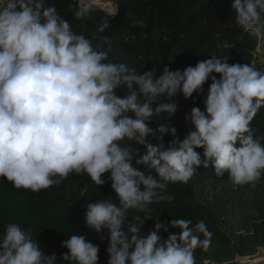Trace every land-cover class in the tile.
<instances>
[{"label":"clouds","instance_id":"1","mask_svg":"<svg viewBox=\"0 0 264 264\" xmlns=\"http://www.w3.org/2000/svg\"><path fill=\"white\" fill-rule=\"evenodd\" d=\"M43 5L0 0V177L38 192L82 173L100 187L109 173L118 204L96 200L84 214L91 231L107 232V264H196L195 250L211 244L203 220L192 225L172 219L166 227L157 218L147 234L141 226L152 218L149 205L173 199L160 194L168 183H187L200 166L208 169L211 162L217 177L228 173L237 186H254L261 178L264 136L257 137L250 122L264 107V68L211 55L183 71L164 67L158 77L155 70L140 74L110 60V48L94 44L95 36L74 31L54 6ZM230 7L236 26L264 41V0H232ZM90 8L81 3L75 17ZM209 79L204 110L193 107L185 116L191 129L182 140L173 126L149 127L154 116L175 114L178 94L199 95ZM165 134L173 137L167 147L150 142ZM132 144L143 146L144 154ZM129 210L143 219L136 215L126 224ZM169 227L179 231L162 239ZM61 247L67 249L63 264H97L99 246L82 234ZM0 264H57V258L41 251L31 229L9 223L0 235Z\"/></svg>","mask_w":264,"mask_h":264},{"label":"trees","instance_id":"2","mask_svg":"<svg viewBox=\"0 0 264 264\" xmlns=\"http://www.w3.org/2000/svg\"><path fill=\"white\" fill-rule=\"evenodd\" d=\"M81 3L89 4L91 8L84 17L77 19L74 14ZM231 3L232 0H115L113 13L106 12L89 0H44L43 7L54 6L74 31L89 38L95 36L94 44L99 42L111 49L110 60L126 63L140 74L155 70L154 75L158 77L164 67L171 71H183L187 66L210 59L211 55L218 58L227 56L226 62L230 65H252L257 38L236 26ZM225 43L230 47H223ZM210 84L211 79L203 85V92L199 95L194 92L188 99L178 94L175 97L178 105L175 114L171 117L167 113L154 116L149 127L158 128L162 123L173 126L177 130V138L182 140L191 129L185 116L190 114L193 107L204 110L203 101ZM121 94L120 90H116V95ZM250 127L257 137L264 136V107L258 110ZM172 139V136L165 134L162 141L153 137L150 142H162L167 147ZM131 146L138 149L139 154H144L143 146ZM236 147H239L238 143ZM196 151L202 154L203 150ZM137 167L146 176L155 178L157 175L143 166ZM196 174H214L211 162L208 169L198 167ZM108 176L109 173L104 174L102 179L106 183L98 187L86 174H70L58 185L38 192L17 189L0 177V235L9 223H15L24 230L31 229V235L41 251L45 255L55 254L57 264H63L61 257L67 249L61 247L62 242L73 234H82L99 246L97 264H107V232L97 234L91 231L84 223V214L86 206L96 200L110 199L118 204ZM257 189L264 196V174L255 186ZM160 194L170 195L173 199L149 205L152 218L141 226V233L152 231L157 218L166 227L172 219L189 220L192 225L203 220L212 232L211 244L207 250H195L196 264H203L206 260L223 264L233 260L235 255H253L257 248L264 246V207L260 210L261 218L242 219L241 226L246 230L244 234L228 236L221 231L209 212L193 203V185L190 181L168 183ZM136 215H140L141 219L144 217L143 213L129 210L125 223ZM122 230L126 231L125 228ZM173 231L179 230L169 227L166 232L160 233L161 238L166 239Z\"/></svg>","mask_w":264,"mask_h":264},{"label":"rangeland","instance_id":"3","mask_svg":"<svg viewBox=\"0 0 264 264\" xmlns=\"http://www.w3.org/2000/svg\"><path fill=\"white\" fill-rule=\"evenodd\" d=\"M98 5L108 13L114 12L115 0H89ZM259 54L254 51V62L256 66ZM193 185V203L203 211L209 212L215 219L217 225L228 236L245 233L241 226L244 217L259 219L262 217L260 210L264 207V196L255 190V185H234L228 174L224 173L217 177L215 174L209 176L196 174L189 180ZM264 254V246L257 248L255 254L248 256L235 255L231 261L238 264H255L258 256ZM227 261L223 264H228ZM204 264V263H203ZM256 264H260L256 262Z\"/></svg>","mask_w":264,"mask_h":264},{"label":"water","instance_id":"4","mask_svg":"<svg viewBox=\"0 0 264 264\" xmlns=\"http://www.w3.org/2000/svg\"><path fill=\"white\" fill-rule=\"evenodd\" d=\"M255 52L259 54V59H258L256 68L258 69L264 68V41L257 39V46L255 49ZM256 262H259L260 264H264V254H262L261 256L259 255L257 260L255 261V264ZM230 263L238 264V261H230ZM242 264H245V263H242Z\"/></svg>","mask_w":264,"mask_h":264}]
</instances>
